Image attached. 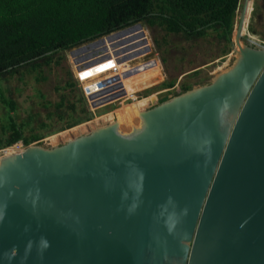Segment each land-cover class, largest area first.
<instances>
[{
	"label": "water",
	"instance_id": "water-1",
	"mask_svg": "<svg viewBox=\"0 0 264 264\" xmlns=\"http://www.w3.org/2000/svg\"><path fill=\"white\" fill-rule=\"evenodd\" d=\"M248 4L226 69L0 158V264H264V45L242 37Z\"/></svg>",
	"mask_w": 264,
	"mask_h": 264
},
{
	"label": "rangeland",
	"instance_id": "rangeland-1",
	"mask_svg": "<svg viewBox=\"0 0 264 264\" xmlns=\"http://www.w3.org/2000/svg\"><path fill=\"white\" fill-rule=\"evenodd\" d=\"M243 1H239L230 43L217 36L214 31H209L203 38L187 41L180 36L166 33L158 26L149 27L141 22V32L131 34L126 39L118 41L109 35L108 40L102 37L96 41L82 43L65 50L62 53L64 58L59 65L52 63L50 66L42 67L39 71L20 70L19 73L0 78V141L10 137L13 125L21 130L25 137L42 134L43 138L40 140L70 129L65 128L70 120L68 102L64 103L60 111L56 109L61 94H69L68 99L76 101L81 93L84 94L85 87L104 79L109 74L104 66L96 67V69L92 67L79 74L78 69L82 68L79 65L87 60L81 58L79 61V58L89 51L102 50L107 54L106 56L110 55L117 67L116 74L120 76L117 83L105 84L92 89V97L101 99L109 97L115 91L125 90L126 92V96L122 99L105 107L91 110L94 113L93 119L126 106L150 93L166 91L180 86L183 82L198 81L226 69L235 57L231 43L234 41ZM251 3L253 6L247 22V34L244 35L243 31L242 37L264 45V0H252V2L250 0L248 9ZM103 43L107 44L103 45ZM79 47H83L82 51L78 53L79 55L73 56L72 50ZM67 69L77 80L78 88L61 89L68 79ZM195 72L197 73L194 74ZM166 81H173L174 86L165 88L163 83ZM57 87L60 89L58 90ZM5 101H12L14 108H11ZM80 106L81 103L77 101L78 110ZM18 144H21L22 149L26 147L22 141L11 146ZM6 148L8 147L0 149V158L7 155L3 151Z\"/></svg>",
	"mask_w": 264,
	"mask_h": 264
},
{
	"label": "trees",
	"instance_id": "trees-1",
	"mask_svg": "<svg viewBox=\"0 0 264 264\" xmlns=\"http://www.w3.org/2000/svg\"><path fill=\"white\" fill-rule=\"evenodd\" d=\"M239 1L0 0V78L19 73L20 70L39 71L52 63L59 65L65 50L100 37L108 40L105 35L137 22H144L149 27L158 26L166 33L187 41L203 38L209 31H214L230 43ZM141 30L142 27H132L123 33V37L115 38L120 41ZM66 74L68 79L61 89L78 88L77 80L69 69ZM163 86L173 87L174 82L166 81ZM192 87L191 83L183 82L179 93ZM68 95L61 94L56 104L59 111L65 102L69 104L70 120L65 128L93 119L94 113L84 94L81 93L76 101H70ZM166 99L164 96L160 102ZM77 101L81 103L79 110ZM5 103L14 108L12 101ZM12 127L10 137L0 141V149L19 141L27 146L43 138L42 134L25 137L15 125ZM76 133L72 138L82 134Z\"/></svg>",
	"mask_w": 264,
	"mask_h": 264
},
{
	"label": "built area",
	"instance_id": "built-area-1",
	"mask_svg": "<svg viewBox=\"0 0 264 264\" xmlns=\"http://www.w3.org/2000/svg\"><path fill=\"white\" fill-rule=\"evenodd\" d=\"M97 51H99V52L95 53L91 58L87 59L84 63L80 64L79 66H81L82 68L78 69V71L80 70L79 74H82L92 67H94L96 69V67L100 68L101 66H104V67H106L105 70L107 72H109L108 76L105 77L104 79L93 82L89 86L84 88V95L86 97L88 106L91 110L105 107V106L111 104L112 102L120 100L124 96H126L125 90L124 91L121 90V91L113 92L112 95H110L109 97H106V98L97 99V98L92 97V95H93L92 89L99 88L101 86H104L105 84L108 85V84H112V83H117V81H119V79H120V76L116 74L117 73V67H116L115 62L112 59V57L110 55L106 56L107 54H105V52H103L102 50H96L94 52H97ZM90 61H94V62H92L90 65L86 66L85 63L90 62ZM77 68H78V66H77ZM88 97H90V99H88ZM91 103H96L95 107L91 106Z\"/></svg>",
	"mask_w": 264,
	"mask_h": 264
},
{
	"label": "bare ground",
	"instance_id": "bare-ground-1",
	"mask_svg": "<svg viewBox=\"0 0 264 264\" xmlns=\"http://www.w3.org/2000/svg\"><path fill=\"white\" fill-rule=\"evenodd\" d=\"M251 2H252V0H251ZM249 3H250V0H249ZM252 6H253V4L251 3L249 9H247L248 15L246 14L247 15V19L245 18L246 19V22L244 21V23H245V27L243 29L244 35L247 34V30H246V28H247V22L249 20V17H250L251 11H252ZM247 36L250 37V35H247ZM250 41H252V40H250ZM22 150L23 149L21 148V144H18V145H14V146H9L8 148L4 149L3 151L6 154H11V153H20Z\"/></svg>",
	"mask_w": 264,
	"mask_h": 264
},
{
	"label": "flooded vegetation",
	"instance_id": "flooded-vegetation-1",
	"mask_svg": "<svg viewBox=\"0 0 264 264\" xmlns=\"http://www.w3.org/2000/svg\"><path fill=\"white\" fill-rule=\"evenodd\" d=\"M105 44H107V43H103V45H105Z\"/></svg>",
	"mask_w": 264,
	"mask_h": 264
}]
</instances>
